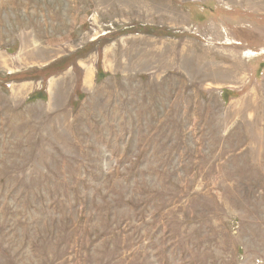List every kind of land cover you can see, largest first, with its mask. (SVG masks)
Instances as JSON below:
<instances>
[{"label":"rangeland","instance_id":"1","mask_svg":"<svg viewBox=\"0 0 264 264\" xmlns=\"http://www.w3.org/2000/svg\"><path fill=\"white\" fill-rule=\"evenodd\" d=\"M0 264H264V0H0Z\"/></svg>","mask_w":264,"mask_h":264}]
</instances>
